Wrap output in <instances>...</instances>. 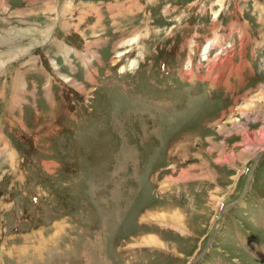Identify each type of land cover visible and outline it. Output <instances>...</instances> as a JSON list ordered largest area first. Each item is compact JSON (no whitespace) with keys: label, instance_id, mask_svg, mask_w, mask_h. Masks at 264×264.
Returning a JSON list of instances; mask_svg holds the SVG:
<instances>
[{"label":"rangeland","instance_id":"obj_1","mask_svg":"<svg viewBox=\"0 0 264 264\" xmlns=\"http://www.w3.org/2000/svg\"><path fill=\"white\" fill-rule=\"evenodd\" d=\"M46 1L0 28V264H264V0Z\"/></svg>","mask_w":264,"mask_h":264},{"label":"crops","instance_id":"obj_2","mask_svg":"<svg viewBox=\"0 0 264 264\" xmlns=\"http://www.w3.org/2000/svg\"><path fill=\"white\" fill-rule=\"evenodd\" d=\"M70 1H71V4L66 9V13H69V14L71 13L72 14V11H77V12H79V16L82 19L80 21V24L78 23L80 25V27L76 28L75 30H77V32H79V34H81L82 36L86 35L87 33L88 34L91 33L93 28L90 29V27H88V24L86 23V21L88 20L87 18H89V12L88 11H92V12L95 11L96 12V13L94 12L95 17L96 16L99 17L100 16L99 7L95 6V5L88 6V5H85V4L82 3V2H85V1L86 2L87 1L90 2V0H70ZM96 1H100V0H96ZM103 1L109 2V6L112 7L110 9L111 12H113V10H115L117 15L121 12L122 13V19H126V18L133 19L131 17V15H133V14L135 15V13L137 12L138 2L139 3H140V1L150 2V3H152L151 1L156 2V0H103ZM24 2L25 1H23V0H13L12 3L9 2L10 3L9 7H11V8H13L12 5L15 4L14 9L12 10V12L14 11L15 15H11L13 17V19L9 20V21H6L5 23L1 19V18H4V16L3 17L0 16V28L1 27L10 28V26H8L9 23L11 24V23L15 22V20L23 21L24 17H26L27 19H34L35 17L39 16V14L35 13L36 12L35 9H38L39 6H40L39 0H33L31 2V5L28 6V7H26L24 5ZM62 2H63V0H57V2L55 0L54 9L57 8L59 5H61ZM57 3H58V6L56 5ZM113 3H114V5H113ZM0 4H1V2H0ZM42 4H43V6L45 8L46 5H47V1L46 0H42ZM25 8L27 10H29L31 13H25ZM35 14H37V15H35ZM5 17H8V16H5ZM59 18L60 17H58V20H56L55 23H54L55 28L59 27V22H60ZM83 20L85 22H82ZM78 24L76 23L77 26H78ZM96 26H98V24H96ZM25 30H27V29H25ZM95 30H97V28ZM131 31H132V29H129V32H131ZM17 33L18 34H16V37L15 36L14 37L16 39L15 42L17 43L18 46L24 43V41H23L24 39H29V36L27 35V32L23 33L21 31V32H17ZM91 34H90V36H92ZM96 38H97L96 36L95 37H84V40H85L84 43L83 42H79V41H77V42L75 41V42L70 43L71 46H69V44H68V47L69 48H74L75 51L77 49H80L79 60L77 61V63L79 62L78 63L79 65H77L78 71H82L81 70V66L82 65H83V67L86 66L87 64H89L88 62H90V64L92 66H95L96 69H98V71H99V68H102L101 66L105 67L106 61L104 59V62H103L102 55L99 54V52L101 50L100 46L104 42L107 43V47H109V46L112 47L113 45L109 44V42H107L106 37H105L104 40H98V38L97 39ZM112 39H115V38H111L110 41ZM54 40L55 41H62V43L64 45L66 43H68V41H67L68 38L62 39V37L61 38L55 37ZM88 41L92 42L90 46H87V42ZM113 41H115V40H113ZM13 42H14V39H13ZM17 45H15V46H17ZM6 46H8V45H6ZM37 46H39V45H37ZM93 47L95 48V53L92 52V51H94L92 49ZM96 52H98V53H96ZM13 59H15V58H13ZM36 76H37V74H36Z\"/></svg>","mask_w":264,"mask_h":264},{"label":"bare ground","instance_id":"obj_3","mask_svg":"<svg viewBox=\"0 0 264 264\" xmlns=\"http://www.w3.org/2000/svg\"><path fill=\"white\" fill-rule=\"evenodd\" d=\"M204 48H206V52H207V50L210 48V46H209V44H207ZM205 52V53H206ZM178 214V213H177Z\"/></svg>","mask_w":264,"mask_h":264}]
</instances>
